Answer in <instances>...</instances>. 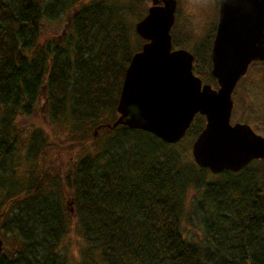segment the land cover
<instances>
[{"label": "trees", "instance_id": "16d2710c", "mask_svg": "<svg viewBox=\"0 0 264 264\" xmlns=\"http://www.w3.org/2000/svg\"><path fill=\"white\" fill-rule=\"evenodd\" d=\"M70 2L0 0V264H264V159L213 174L176 144L123 124L100 128L102 142L88 148L94 129L117 118L126 68L145 40L133 43L130 29L142 39L136 24L104 0L78 4L66 42L40 43L43 21ZM213 39L194 50L193 69L218 87ZM43 90L50 123L65 125L83 151L65 177L16 171L18 119L33 114ZM205 124L196 115L186 135ZM47 146L36 129L25 160ZM185 220L200 222L201 239L184 234Z\"/></svg>", "mask_w": 264, "mask_h": 264}, {"label": "water", "instance_id": "95a60500", "mask_svg": "<svg viewBox=\"0 0 264 264\" xmlns=\"http://www.w3.org/2000/svg\"><path fill=\"white\" fill-rule=\"evenodd\" d=\"M151 1L147 14L136 22L145 42L126 68L118 116L113 123L98 125L94 136L100 128L123 124L176 144L200 114L206 124L192 146L197 165L219 174L264 159V135L248 123L231 121L238 82L253 61L264 60V0H217L211 73L218 87L195 74L191 50L173 45L178 0ZM68 204L74 212L72 197ZM3 248L0 227V255Z\"/></svg>", "mask_w": 264, "mask_h": 264}, {"label": "rangeland", "instance_id": "374dc122", "mask_svg": "<svg viewBox=\"0 0 264 264\" xmlns=\"http://www.w3.org/2000/svg\"><path fill=\"white\" fill-rule=\"evenodd\" d=\"M92 1L104 0H71L70 4L64 6L60 13L57 14L59 15L57 18L45 19L41 26L40 43L66 42V38L70 33L69 20L78 4H86ZM107 1L114 8H118V11L123 12V18L129 27L133 25L135 27L136 22L147 13L148 7L152 3L151 0ZM217 21V0H178L176 20L171 30L172 39L174 41V38H176L180 43L181 46L178 45L177 47H184L192 52L196 49L199 51V48L205 49L203 48L205 43L215 36L216 27L214 36H212V33L213 26L217 25ZM65 29L66 34H64ZM130 34L133 43L136 44L141 41L142 44V41L144 42V39L142 37L143 40L137 38V35L131 29ZM203 57H207V52L203 54ZM235 90L234 92L236 94L233 93L234 107L232 111V122L245 121L251 124L257 132L264 135V60L256 61L250 65L246 76L238 83ZM18 124L23 139L21 140L23 143L19 146L20 151L18 156H20V159H16L20 163V166L16 167L18 175H26L31 169L40 170L42 167L53 172H58L62 174V177H65L74 161L83 153L80 146H73V141L65 125L50 123L46 114L44 90L41 92L40 101L33 114L21 116L18 119ZM36 129H41L44 135L48 137V146L45 148L40 159L37 161H26L29 139ZM103 137L104 133L102 132H98L96 136H92L88 142V148H96L102 142ZM195 137L189 133L180 142L176 143V148L182 152L187 160L194 161L192 146ZM261 171L264 175V168ZM69 196L68 198L70 199L71 196ZM200 227V222L197 220H194L192 223H189L187 220L183 222L184 234L194 240L202 238V230ZM78 239V236L72 238L71 249L74 252L78 248Z\"/></svg>", "mask_w": 264, "mask_h": 264}, {"label": "flooded vegetation", "instance_id": "af4514ba", "mask_svg": "<svg viewBox=\"0 0 264 264\" xmlns=\"http://www.w3.org/2000/svg\"><path fill=\"white\" fill-rule=\"evenodd\" d=\"M148 8H149V7H148ZM147 12H148V11H147ZM146 14H147V13H146ZM146 14H145V15H146ZM69 21H70V20H69ZM216 27H217V25H216ZM64 34H66V29L64 30ZM215 34H216V32H215ZM213 40H214V39H213ZM253 62H255V61H253ZM253 62H252V63H253ZM252 63H251V64H252ZM251 64H250V65H251ZM249 67H250V66H249ZM245 76H246V74H245ZM245 76H244V77H245ZM244 77H243V78H244ZM243 78H242V79H243ZM242 79H241V80H242ZM241 80H240V81H241ZM240 81H239V82H240ZM239 82H238V83H239ZM237 85H238V84H237ZM235 89H236V88H235ZM234 91H235V90H234ZM233 93H234V92H233ZM231 119H232V118H231ZM231 121H232V120H231ZM237 122H244V121H237ZM232 123H236V122H232ZM246 123H247V122H246ZM248 124H249V123H248ZM251 126H252V125H251ZM252 128H253V127H252ZM253 129H254V128H253ZM254 130H255V129H254ZM255 131H256V130H255ZM256 132H257V131H256ZM258 133H259V132H258ZM262 135H263V134H262ZM255 160H256V159H255ZM253 161H254V160H253Z\"/></svg>", "mask_w": 264, "mask_h": 264}]
</instances>
